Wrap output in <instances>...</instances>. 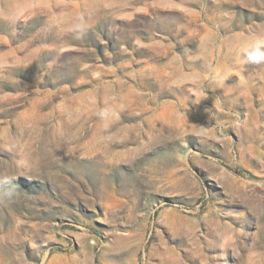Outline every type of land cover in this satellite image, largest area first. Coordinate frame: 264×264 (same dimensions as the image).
<instances>
[{
    "label": "rangeland",
    "instance_id": "1",
    "mask_svg": "<svg viewBox=\"0 0 264 264\" xmlns=\"http://www.w3.org/2000/svg\"><path fill=\"white\" fill-rule=\"evenodd\" d=\"M0 264H264V0H0Z\"/></svg>",
    "mask_w": 264,
    "mask_h": 264
}]
</instances>
